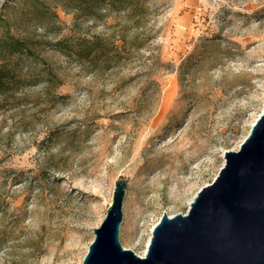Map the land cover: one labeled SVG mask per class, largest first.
I'll list each match as a JSON object with an SVG mask.
<instances>
[{
	"label": "rangeland",
	"instance_id": "1",
	"mask_svg": "<svg viewBox=\"0 0 264 264\" xmlns=\"http://www.w3.org/2000/svg\"><path fill=\"white\" fill-rule=\"evenodd\" d=\"M87 1L0 0V36L30 51L0 83V264H81L118 179L119 242L146 251L263 109L264 0Z\"/></svg>",
	"mask_w": 264,
	"mask_h": 264
},
{
	"label": "water",
	"instance_id": "2",
	"mask_svg": "<svg viewBox=\"0 0 264 264\" xmlns=\"http://www.w3.org/2000/svg\"><path fill=\"white\" fill-rule=\"evenodd\" d=\"M126 183L114 182L111 203L81 264H264V105L236 150L224 152L214 179L185 213H162L144 255L118 239Z\"/></svg>",
	"mask_w": 264,
	"mask_h": 264
},
{
	"label": "trees",
	"instance_id": "3",
	"mask_svg": "<svg viewBox=\"0 0 264 264\" xmlns=\"http://www.w3.org/2000/svg\"><path fill=\"white\" fill-rule=\"evenodd\" d=\"M104 4L105 10L108 9H116L121 11H129L134 15H142V12L145 11V7L139 3L138 0H89L85 4H87V8H89L90 4ZM94 5H91V9ZM104 43L102 42V38L100 36H95L91 39H83L81 42V53L83 57L89 58L91 56H96L98 53H102L104 51ZM30 52L26 47L25 43L14 37L9 32L4 33L0 36V83L4 82V78H6L10 71L6 65V58L12 55L13 53L18 52Z\"/></svg>",
	"mask_w": 264,
	"mask_h": 264
},
{
	"label": "bare ground",
	"instance_id": "4",
	"mask_svg": "<svg viewBox=\"0 0 264 264\" xmlns=\"http://www.w3.org/2000/svg\"><path fill=\"white\" fill-rule=\"evenodd\" d=\"M142 191H143V189L141 188V189H136L135 190V193L132 195V196H130V199L132 200L131 202H132V204H134V199H136L137 198V196L138 195H140L141 193H142ZM188 204H189V202H188ZM145 247H146V245H145ZM145 253V248L139 253V255H143Z\"/></svg>",
	"mask_w": 264,
	"mask_h": 264
}]
</instances>
